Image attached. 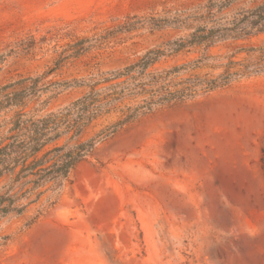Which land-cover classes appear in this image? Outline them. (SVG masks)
Here are the masks:
<instances>
[{
  "label": "rangeland",
  "instance_id": "374dc122",
  "mask_svg": "<svg viewBox=\"0 0 264 264\" xmlns=\"http://www.w3.org/2000/svg\"><path fill=\"white\" fill-rule=\"evenodd\" d=\"M205 2L0 0V54L20 48L0 64V83L48 71L76 39L95 41L127 23L136 28L98 40L47 79L121 67L183 34L154 29L153 18ZM254 3L239 0L230 11ZM82 92L61 91L52 107ZM34 213L0 224L10 236L0 264H264V74L124 127L76 166L58 202L29 224Z\"/></svg>",
  "mask_w": 264,
  "mask_h": 264
},
{
  "label": "trees",
  "instance_id": "16d2710c",
  "mask_svg": "<svg viewBox=\"0 0 264 264\" xmlns=\"http://www.w3.org/2000/svg\"><path fill=\"white\" fill-rule=\"evenodd\" d=\"M238 1L206 0L193 12L153 18L154 29L173 27L183 34L121 67L47 79L70 58L90 52L98 40L136 28L127 23L95 41L76 39L48 71L0 83V224L33 211L29 224L35 223L58 202L76 166L124 127L158 109L264 74V0L231 12ZM227 42L237 43L230 53L213 51ZM18 48L0 54V64ZM71 89L83 92L53 108V98ZM9 240L0 233V249Z\"/></svg>",
  "mask_w": 264,
  "mask_h": 264
}]
</instances>
